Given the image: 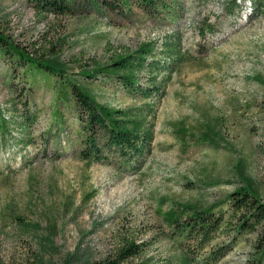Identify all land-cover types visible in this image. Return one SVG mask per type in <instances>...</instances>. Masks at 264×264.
<instances>
[{"label":"rangeland","instance_id":"1","mask_svg":"<svg viewBox=\"0 0 264 264\" xmlns=\"http://www.w3.org/2000/svg\"><path fill=\"white\" fill-rule=\"evenodd\" d=\"M143 2L70 0L71 13L42 16L27 0H0L8 43L64 70L18 61L0 44V264H95L129 242L140 251L124 264H186L195 244L179 224L195 209L231 219L212 243L232 249L215 264H258L264 228L236 235L228 198L242 186L264 198V12L250 0ZM142 43L157 46L150 59L176 62L158 75L161 100L80 75ZM164 44L176 45L173 57ZM138 81L148 84L144 71ZM70 82L102 105L152 111L138 173L79 158Z\"/></svg>","mask_w":264,"mask_h":264},{"label":"trees","instance_id":"2","mask_svg":"<svg viewBox=\"0 0 264 264\" xmlns=\"http://www.w3.org/2000/svg\"><path fill=\"white\" fill-rule=\"evenodd\" d=\"M34 8L35 12L47 16H62L72 12L70 0H27ZM237 0H231L236 3ZM255 8L264 12V0H250ZM143 4L150 5L151 0H144ZM4 42L7 48H12L20 57L18 61L36 63L46 68L52 74L63 77L64 70L57 69L54 65L47 64L46 60L35 59L13 47L0 34V44ZM1 46V45H0ZM175 46L168 47L167 44L161 47L163 54L173 57ZM156 47L151 43L140 44L133 52L119 54L110 58L103 65L95 63L93 71L88 73L83 71L80 75L93 78L100 73L107 78H114L117 82L130 91H137L144 99L156 96L159 101L164 95L161 87V80L158 75L162 72H173L176 66L175 60L165 62L159 59H150L155 55ZM17 61V62H18ZM146 73L147 85L139 87V73ZM69 92L77 107V119L84 137L81 141L79 158L84 161L107 163L121 174H136L145 165L147 157L152 151L154 139V114L152 111L143 114L141 109H114L98 103L89 92L82 86L70 82ZM152 119L148 120V115ZM229 210L235 220V234L241 235L257 231L264 228V198H260L248 186H242L230 193L228 198ZM192 209L191 207H186ZM173 219V218H172ZM231 220V219H229ZM229 220L222 213H216L213 209L193 210L179 224L180 234L184 235L186 242H193L195 247H186L184 262L190 264L196 260L203 264H215L221 260L232 249V242H212ZM177 223L178 220H172ZM235 239V236H233ZM259 251V262L264 259V229L259 232L257 238ZM195 249V250H193ZM140 251V247L133 242L122 246L118 252L102 262L95 264H124L130 257L135 256Z\"/></svg>","mask_w":264,"mask_h":264}]
</instances>
